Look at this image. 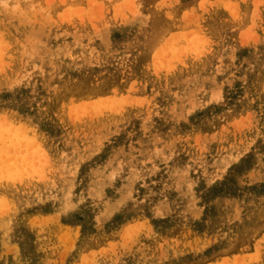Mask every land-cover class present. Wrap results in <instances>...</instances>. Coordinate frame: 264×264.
Segmentation results:
<instances>
[{
  "label": "rangeland",
  "instance_id": "1",
  "mask_svg": "<svg viewBox=\"0 0 264 264\" xmlns=\"http://www.w3.org/2000/svg\"><path fill=\"white\" fill-rule=\"evenodd\" d=\"M0 264H264V0H0Z\"/></svg>",
  "mask_w": 264,
  "mask_h": 264
},
{
  "label": "bare ground",
  "instance_id": "2",
  "mask_svg": "<svg viewBox=\"0 0 264 264\" xmlns=\"http://www.w3.org/2000/svg\"><path fill=\"white\" fill-rule=\"evenodd\" d=\"M31 1V0H30ZM29 10V9H28ZM72 58V57H71ZM161 217V216H160Z\"/></svg>",
  "mask_w": 264,
  "mask_h": 264
}]
</instances>
